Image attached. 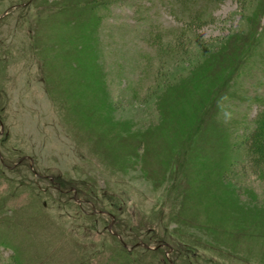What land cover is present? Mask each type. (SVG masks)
Here are the masks:
<instances>
[{"label":"rangeland","instance_id":"1","mask_svg":"<svg viewBox=\"0 0 264 264\" xmlns=\"http://www.w3.org/2000/svg\"><path fill=\"white\" fill-rule=\"evenodd\" d=\"M186 11L0 0V264H264V159L240 145L263 108L264 0L210 3L179 37ZM248 46L212 143L172 181L188 147L175 116L154 131L159 111Z\"/></svg>","mask_w":264,"mask_h":264},{"label":"trees","instance_id":"2","mask_svg":"<svg viewBox=\"0 0 264 264\" xmlns=\"http://www.w3.org/2000/svg\"><path fill=\"white\" fill-rule=\"evenodd\" d=\"M203 1L206 4H203L197 8L195 0H175V3L177 5H180V7L182 6L183 10H187L186 12L188 17L187 21L185 22V26L182 27L179 33V37L184 36L189 26L198 25L199 23H202L205 20L208 4L213 2L218 3L222 0H203ZM249 46H248V50H250L251 53H248V55L245 54L246 56L244 57V60L243 58L241 60L239 58L237 62H235L236 64L233 62L235 66L227 74L228 76L226 75L225 77L224 76L221 77L223 78L221 81H219L216 84L214 82V84L210 85L211 83L208 82L209 81V79L207 78L208 76H206L207 81L206 78L205 81L208 82L209 85L205 88H199L200 85L202 84V83L199 84L200 82L198 81L200 80L199 78L196 81L197 85L194 88V90L197 92V95H194L193 92L195 91L189 90V87H187L186 85L185 87L183 86V88H180L179 90L180 96L178 97V100L180 99L183 100L184 107L182 108L179 107L178 110L176 111L173 110L175 107V104H173L174 107L173 106H171L170 108L166 107L167 110L165 108L162 110V112L158 110L160 112V117H162V120L157 125V127H154V131L160 130V128H162V126H164V124L167 123L165 122V118L168 119L169 117L172 118V116H175L178 119L177 121H175L176 129L179 131L180 134H182L181 136L184 139V143H186L187 144L186 146L188 147V149H186L188 151L183 150V153L177 154L176 156V159L178 161L175 163L173 169H171L170 171L172 181H175L177 177L185 170L184 167L185 155H187L193 149L202 150L203 148L200 146L203 143L202 141L212 143L213 136L215 135L216 130L219 127V121H220L217 119L219 105H220L219 103H217V101L219 100V97H221L224 94V88L225 86H227L229 81L232 80L233 77L235 78L238 75V73L242 72V69L244 67L240 66V62L241 61L246 62L248 58L254 57L255 54L254 49H252V47L250 48ZM200 75L202 78L204 72L201 71ZM210 76L212 75H209V77ZM134 91H135V95H137V92H140V89L138 87H135ZM223 96L221 98H223ZM261 104L263 108L255 118L254 127H252L250 131H248V133L244 135L242 140L240 141L241 143L240 145H243V147L245 148V154L247 155V160L249 158V161H252L254 164H258V162H260L259 158L264 159V99H262ZM215 106L217 107L215 108ZM193 124H195L193 130H190L188 132L187 129L190 128ZM139 145L140 144H138V146ZM157 160L160 161L161 159L158 157ZM173 186L177 187V184Z\"/></svg>","mask_w":264,"mask_h":264}]
</instances>
